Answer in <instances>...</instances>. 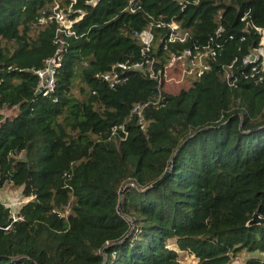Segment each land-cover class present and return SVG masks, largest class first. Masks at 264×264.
Instances as JSON below:
<instances>
[{
    "label": "trees",
    "instance_id": "1",
    "mask_svg": "<svg viewBox=\"0 0 264 264\" xmlns=\"http://www.w3.org/2000/svg\"><path fill=\"white\" fill-rule=\"evenodd\" d=\"M54 2L78 19L74 36L61 34L54 88L42 95L32 70L58 47ZM126 3L0 0V109L16 108L0 113V188L26 199L15 220L0 202V264H182L179 252L197 264L240 254L264 264V223L247 225L264 217V72L239 74L258 46L253 27L264 29V0H136L133 12ZM150 18L189 34L160 45L155 68L209 43L207 69L177 90L138 70L109 87L98 75L142 58L135 33ZM235 58L228 86L220 68Z\"/></svg>",
    "mask_w": 264,
    "mask_h": 264
},
{
    "label": "built area",
    "instance_id": "2",
    "mask_svg": "<svg viewBox=\"0 0 264 264\" xmlns=\"http://www.w3.org/2000/svg\"><path fill=\"white\" fill-rule=\"evenodd\" d=\"M57 7V2H54L53 10ZM138 8L139 6L136 4V0H127L126 6L123 9L133 12ZM62 10V8H57L53 13V18L57 22V26L54 30V41L58 44V47L52 56H49L44 60L42 67L32 70L38 79L36 90L40 89L39 93L42 95H48L54 88L55 73L57 68L60 66L62 55L65 51L64 46L66 45L64 39L61 38V34L74 36L71 24L78 19L77 17L68 19L66 13L62 15ZM66 10H69V5ZM253 28L259 36L258 46L249 49L239 60V66H249L248 72L244 73L239 71V74L243 78L253 77L264 72V29L255 26ZM135 34L141 44L140 53L142 58L131 62L116 63L112 65L109 70L100 73L98 77L102 81L106 82L109 87H113L115 84L125 81L127 76L123 73L129 70L145 71L151 78H156L161 74L163 86L167 82L175 84L179 82V79H177L178 82L175 81L172 75H168L167 72L175 70L176 73H179L180 77L184 75H192L190 76L192 78L199 75L203 69H207L208 65L206 58L214 53V49L209 45V43L205 45L193 44L192 46L184 47L176 53L170 52L167 61L162 66V69L158 67L155 68L153 62L155 61L157 55L156 52L160 45L162 48H167V45L169 44L184 43L189 36L188 32L180 29L179 25L173 20L163 21L162 19L154 20L150 18L147 26ZM214 47L218 48L219 44L215 43ZM145 54L148 56H144ZM236 62L237 59L235 58L230 63L223 65L220 68V76L228 86L235 85L237 76L233 71V67ZM157 100L158 98L153 101H146L143 103L137 102L133 104L131 112L140 114L143 107H145L148 103L155 104ZM3 205L8 208L7 205ZM10 214L12 216V220H15L16 217L11 212ZM5 228H8V226Z\"/></svg>",
    "mask_w": 264,
    "mask_h": 264
},
{
    "label": "rangeland",
    "instance_id": "3",
    "mask_svg": "<svg viewBox=\"0 0 264 264\" xmlns=\"http://www.w3.org/2000/svg\"><path fill=\"white\" fill-rule=\"evenodd\" d=\"M181 1V0H178ZM59 14V13H58ZM65 14L64 10H62V15ZM178 71V70H177ZM168 75H172L173 79L175 81H177V79H179L178 83H172V82H167L164 84L163 88L167 91H169L168 88L173 87L174 89H178L179 87H183L185 85H187L186 83H188L189 79L191 78L190 76L192 75H188V76H182L180 77L179 73H176L175 70H171L170 72H167ZM187 74V73H184ZM73 83L75 84V88H74V92L75 94H77L78 96L80 94H82L79 91L80 87L84 88L83 83L80 81L79 77L77 74H75L72 78ZM16 112V108L12 107V108H2L0 109V113L4 116V117H12ZM19 188L13 187L10 184H5L4 186H2L0 188V202H2L3 204L7 205L9 208V211L15 216V212L17 211L20 203H22L23 201H25L26 199L22 198V196L19 195ZM248 255L247 254H240L237 258H235L233 261L234 264H243V259L242 258H246ZM179 261L182 264H197L196 263V259L186 253V252H179L178 253V257Z\"/></svg>",
    "mask_w": 264,
    "mask_h": 264
},
{
    "label": "water",
    "instance_id": "4",
    "mask_svg": "<svg viewBox=\"0 0 264 264\" xmlns=\"http://www.w3.org/2000/svg\"><path fill=\"white\" fill-rule=\"evenodd\" d=\"M40 89H38L36 92L38 93ZM168 171H164L163 174L157 178L155 181H153L148 187H153L156 186L159 182L163 180V178L167 175ZM258 223H264V217H260L257 212H254L251 215V218L247 221V225H252V224H258Z\"/></svg>",
    "mask_w": 264,
    "mask_h": 264
}]
</instances>
